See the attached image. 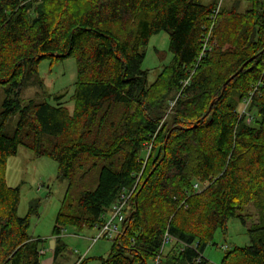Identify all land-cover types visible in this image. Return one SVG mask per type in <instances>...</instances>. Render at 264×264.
Wrapping results in <instances>:
<instances>
[{"label": "trees", "instance_id": "trees-1", "mask_svg": "<svg viewBox=\"0 0 264 264\" xmlns=\"http://www.w3.org/2000/svg\"><path fill=\"white\" fill-rule=\"evenodd\" d=\"M249 1L238 13L196 0H0V264H43L49 249L28 235L37 202L19 217L20 188L6 183L20 146L55 161L68 182L51 264L63 230L95 229L120 195H129L121 235L99 264H154L166 232L176 245L159 264H208L217 231L245 225L238 213L250 203L264 215V0ZM160 32L172 58L148 85L140 50ZM69 58L70 110L67 94L22 104L31 67ZM248 98L249 123L237 109ZM261 221L219 264H264Z\"/></svg>", "mask_w": 264, "mask_h": 264}, {"label": "rangeland", "instance_id": "rangeland-1", "mask_svg": "<svg viewBox=\"0 0 264 264\" xmlns=\"http://www.w3.org/2000/svg\"><path fill=\"white\" fill-rule=\"evenodd\" d=\"M237 2L238 5H235V8L239 13L246 12L250 7L248 0H196V3L200 5L216 4L218 8L221 7L222 9H231L234 3L237 4ZM168 45V34L160 32L151 36L147 46L140 50L145 55L142 69L147 71L148 85L152 84L161 69L170 63L172 56L168 51ZM76 75V64L73 58L55 64L43 61L38 66L31 67L22 86V104H26L29 100L51 102L52 97L67 94L63 102L70 110L71 104L68 99L73 92ZM6 89L7 86H0V111ZM247 108L248 106L246 107L244 101L237 106L240 115L243 111H246L245 116L247 123H249L255 117V114H249ZM17 121L18 116L16 115L6 123L5 133L7 135H13ZM49 147V142L41 144L43 149H48ZM57 174L58 166L55 161L45 157H36L24 146H20L16 156L9 158L6 164L5 177L7 185L20 188L18 216H26L30 203L36 201L38 207L36 214L30 218L28 235L34 239L44 240L47 243L50 239H53L51 238V233L54 228L55 218L68 188V182L57 179ZM87 181L84 185L87 188L89 186V188H92L91 185L93 183H87ZM81 189V185H73L70 191L72 199H77ZM238 215L243 218L245 225H242L240 220L235 218L228 222L224 232H216L213 244H209L203 252L208 264H219L223 254L233 246L248 245L250 238L247 230L259 225L262 222L261 220L264 219V215L260 216V213L254 208L252 203L247 205ZM96 235L97 230L94 228L82 231L72 227L65 228L61 235L65 249L57 257L54 264H77L82 259H86L85 264H99L98 259L105 258L110 253L112 242L100 239L92 243ZM175 245L176 241H172L166 252H171ZM223 248L226 249L224 250ZM49 257H52V253L48 249L42 259Z\"/></svg>", "mask_w": 264, "mask_h": 264}, {"label": "built area", "instance_id": "built-area-1", "mask_svg": "<svg viewBox=\"0 0 264 264\" xmlns=\"http://www.w3.org/2000/svg\"><path fill=\"white\" fill-rule=\"evenodd\" d=\"M215 12L217 13V11ZM205 50H207L206 43L204 44V48L202 52H205ZM263 75H264V71H263ZM255 90L256 88L254 89V91ZM251 96H252V93L250 94V97ZM249 101H250L249 98L244 101V103H246V107L248 106ZM243 113L241 115H246L245 114L246 111H243ZM128 197L129 195L128 196L120 195V197L118 198V201L112 206L109 214L107 216L102 217V220H103L102 224H100L98 227H95V229L97 230V235L92 240V243H95L100 239L114 241L121 235V225L125 219V206H126V201ZM172 241H176V239L172 237L169 233L167 232L164 233L162 237V247H161V250L158 256L155 258L154 264L160 263L161 256L166 252V249L172 243ZM223 249L225 250L226 248H223ZM41 254H43V251L41 252Z\"/></svg>", "mask_w": 264, "mask_h": 264}, {"label": "crops", "instance_id": "crops-1", "mask_svg": "<svg viewBox=\"0 0 264 264\" xmlns=\"http://www.w3.org/2000/svg\"><path fill=\"white\" fill-rule=\"evenodd\" d=\"M248 1H249V0H248ZM235 5H238V2H237V4L234 3V5H233V7H232L233 9H236V8H235V7H236ZM249 6H251V5H250V1H249ZM249 8H250V7H249ZM236 11H237V10H236ZM237 12H238V11H237ZM238 13H239V12H238ZM51 253H52V252H51ZM43 254H45V252H43ZM52 261H53V258H52V257H49V258L44 259L42 263H43V264H51Z\"/></svg>", "mask_w": 264, "mask_h": 264}, {"label": "water", "instance_id": "water-1", "mask_svg": "<svg viewBox=\"0 0 264 264\" xmlns=\"http://www.w3.org/2000/svg\"><path fill=\"white\" fill-rule=\"evenodd\" d=\"M48 245H49V250L53 252L54 247H55V241L53 239H50L48 242Z\"/></svg>", "mask_w": 264, "mask_h": 264}]
</instances>
